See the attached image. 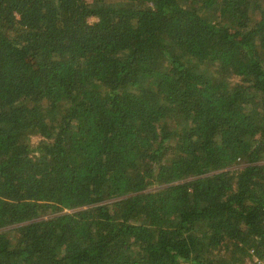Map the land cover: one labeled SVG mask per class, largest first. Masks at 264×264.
Returning <instances> with one entry per match:
<instances>
[{
	"label": "trees",
	"instance_id": "1",
	"mask_svg": "<svg viewBox=\"0 0 264 264\" xmlns=\"http://www.w3.org/2000/svg\"><path fill=\"white\" fill-rule=\"evenodd\" d=\"M251 256L264 0H0V264Z\"/></svg>",
	"mask_w": 264,
	"mask_h": 264
},
{
	"label": "rangeland",
	"instance_id": "2",
	"mask_svg": "<svg viewBox=\"0 0 264 264\" xmlns=\"http://www.w3.org/2000/svg\"><path fill=\"white\" fill-rule=\"evenodd\" d=\"M105 1V3H107V4H116V3H125V2H127L128 0H104ZM93 20H89V22H92ZM232 81V80H231ZM235 81H237V79H235V80H233L232 81V83L233 82H235ZM39 137H37V136H33L32 138H31V146H35L37 143H38V141H39ZM244 166V163L243 162H238L237 164H235L233 167H231V168H229L228 170H237V169H240L241 167H243ZM155 189H157V186H152V187H150L149 188V190H155ZM107 204H109V203H111V202H106ZM14 227H8V228H6V231H9V233H8V235H9V237L11 238V240H12V243H13V240H14V233L13 232H10V230H12Z\"/></svg>",
	"mask_w": 264,
	"mask_h": 264
},
{
	"label": "built area",
	"instance_id": "3",
	"mask_svg": "<svg viewBox=\"0 0 264 264\" xmlns=\"http://www.w3.org/2000/svg\"><path fill=\"white\" fill-rule=\"evenodd\" d=\"M243 264H264V261L257 257L251 256L250 258H246Z\"/></svg>",
	"mask_w": 264,
	"mask_h": 264
}]
</instances>
